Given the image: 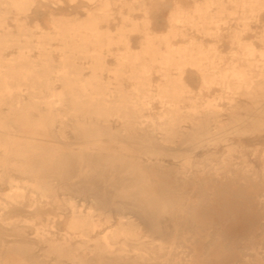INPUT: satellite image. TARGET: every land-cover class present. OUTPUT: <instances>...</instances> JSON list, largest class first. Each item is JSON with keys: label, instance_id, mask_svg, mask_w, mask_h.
Returning a JSON list of instances; mask_svg holds the SVG:
<instances>
[{"label": "bare ground", "instance_id": "6f19581e", "mask_svg": "<svg viewBox=\"0 0 264 264\" xmlns=\"http://www.w3.org/2000/svg\"><path fill=\"white\" fill-rule=\"evenodd\" d=\"M63 1H83L85 16L72 22L82 33L69 34L79 41L66 50L72 58L63 50L55 60L38 3ZM118 1L146 14L144 0H0V264H264V30L260 45L244 36L264 0H204L195 23L175 3L166 32L146 15L142 29L133 23L137 50L116 32L122 48L110 68L96 54L111 49L90 43L109 38L95 25ZM54 16L49 25L60 21ZM188 23L215 41L172 43ZM30 24L38 33L25 41ZM80 58L91 62L90 78ZM104 70L132 76L133 87L94 82ZM53 77L65 90L51 88ZM16 78L37 89L11 90ZM64 116L72 152L54 146ZM48 121L58 124L43 128ZM19 126L32 135L15 139ZM16 174L33 178L32 188ZM56 180L69 209L54 218ZM69 192L89 208L78 209Z\"/></svg>", "mask_w": 264, "mask_h": 264}, {"label": "rangeland", "instance_id": "374dc122", "mask_svg": "<svg viewBox=\"0 0 264 264\" xmlns=\"http://www.w3.org/2000/svg\"><path fill=\"white\" fill-rule=\"evenodd\" d=\"M144 1H145L144 6L146 7L145 9H147L146 14L143 12L141 7H136L135 9H133L132 6H121L120 1H118L116 5L114 6V12L112 13V15H110L103 21H99L95 25L98 28V31L102 33L107 32L110 38L109 39V38L103 37L98 40H92L90 43V48L95 49V50L98 49L99 44L106 45L108 46V48L111 49L110 53H107L104 51V54H101V53L96 54L98 52L97 51L94 52L96 56L101 60V63H104L103 64L104 66L112 68L115 65V60H114L113 54L111 53L114 52L115 55H118L120 53V49L122 48V44H120L117 41V37L115 35L116 32L122 31L124 35L126 36V39L128 41L129 46L131 47V50L132 51L133 49L137 50L139 48L138 47L139 40H140L139 37L141 35V31L133 28V23L137 24L138 29H142L145 24L143 17L147 15L149 19L153 22L156 30L161 31V32H166L170 26L169 17H170V13L175 3L181 4L182 12L186 13L187 16L189 17V20H192L193 23H195V21H197L198 19L199 9H201L204 6V0H144ZM38 4H41V6L42 5L43 6L41 8V11L37 13V17L41 20L42 26H44L45 30L50 33L49 34L50 39H48V43L50 44V46H48V49L51 52L50 54L51 58L58 60L59 55L63 53L64 51H65L64 55L66 59L72 58L70 52L66 50L69 48H72L74 44H78L79 41L75 43V41L72 38H70L69 34L71 32H75V33H78L79 35H82V33L79 30L80 29L79 25H74L75 30H72V26H73L72 22L76 19V17L79 19L84 18L85 11L81 7L84 6L85 3L83 1H77L74 4H69L68 2L63 1L61 4L54 6V7L48 2H43V3H38ZM50 10L54 11L55 20L60 19V21H58L55 26L48 24ZM120 11L121 13H119ZM221 16L223 17V20H224L227 15L224 13ZM193 23H188L184 25L183 28L187 31V34L185 36L171 37L170 41L177 45L184 44V43L186 44L189 37H194L196 39L203 40V42L206 44L212 43L215 41V39L210 36L201 37L202 36L201 33L196 31L194 27L195 25H193ZM250 25H251V29L246 31V33H244V36L245 37L247 36L246 38L252 39L256 45H260L259 36L264 30V8L260 10L259 20L258 21L252 20L250 22ZM210 26H212V24ZM11 27L14 28L16 27V25L12 23ZM32 32L38 33V30L35 28V25H32V24L26 25L25 26V41L27 40L30 33ZM61 34H64V36L67 38H63L64 40L61 39ZM36 36L37 34H35L34 38ZM226 40L227 39H223L219 42L221 44V49L224 52L223 54L227 53L229 50V41L228 40L226 41ZM16 50L17 49L15 46L13 48L11 47L7 48L5 51V56L9 58L15 55ZM33 52L36 56L37 51H33ZM88 60H89L88 58H80L77 61L80 66L81 65L87 66L81 71L83 75L82 79H87L91 77L92 72L89 67L91 65V62ZM188 70H189L188 72L189 75H194L192 73V70L190 69ZM129 74L130 75L133 74L131 70L129 71ZM100 77L101 78L98 77L93 81L95 82L96 80H99L103 83L112 82L110 88L115 89V90H120V89L130 90L133 87V77L129 75H121L115 78L113 77V74L110 71L104 70L102 71ZM15 80H17L21 84L17 88L16 87L11 88V90H31V89L36 90L37 89V85H34L31 88V86L23 82L24 81L23 79L16 78ZM50 81L52 83L51 88L53 90H65V87L62 86L61 84L62 83L61 80L55 79L53 77L50 79ZM193 87H194V90L197 89L196 86H193ZM68 89L71 90L73 88L68 87ZM94 89H98V87H94ZM208 90H219V89L215 86H212ZM41 107L44 108V105H42ZM26 110L28 111V109ZM66 118H68L67 121H66ZM69 118L70 117H65V116L63 117L64 122H67V124L64 126L63 134L61 135L60 133L58 134L55 133L56 138L54 141V146L55 147L57 146V148H60L61 145L64 144L63 146H66L67 149L63 150V152L69 151V150H71L70 152L75 151L78 146L77 142L74 140V137H73L74 133H73L71 121H69L70 120ZM37 119H38L37 115L34 116L31 123L37 124L38 122ZM57 124H58V121H54L53 123L51 121H48V122H45L42 127L43 128L44 127L54 128L55 125ZM26 128H29V127L19 126L18 127L19 136L15 137V139L17 138L19 140H23L24 138L21 136L24 135L28 137L29 135H32L30 132H28V129ZM110 141H112V143H114L117 146L120 145L121 143L120 139H110ZM121 151L123 153H128L126 149L125 150L121 149ZM2 153L3 151L0 150V161L2 160V155H3ZM16 176L18 179H22L20 180V182L23 183L26 187L32 188L33 184L35 183V180L33 178H30V179L23 178L22 175L20 174H16ZM55 182L57 183L55 186V191H56L57 197L60 198V200L58 201L59 208L47 207V216L54 217V218L58 217V213L60 211H62L63 214H66L69 209V205L66 202H64L63 200L64 196L61 195L60 189L58 188V180H56ZM69 196H70V201H73L78 209L86 211L89 208L90 204L88 203V201L81 199L78 195H76V193L69 192ZM47 199H50V198H47ZM32 211L33 209H31V212ZM132 219H133V216H132ZM247 254H250V253H246V256Z\"/></svg>", "mask_w": 264, "mask_h": 264}]
</instances>
